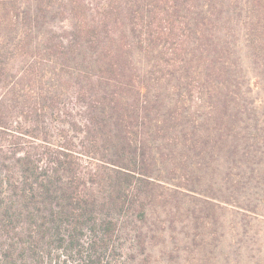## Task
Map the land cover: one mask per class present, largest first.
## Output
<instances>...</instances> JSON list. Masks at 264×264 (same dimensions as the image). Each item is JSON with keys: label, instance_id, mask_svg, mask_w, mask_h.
Wrapping results in <instances>:
<instances>
[{"label": "trees", "instance_id": "obj_1", "mask_svg": "<svg viewBox=\"0 0 264 264\" xmlns=\"http://www.w3.org/2000/svg\"><path fill=\"white\" fill-rule=\"evenodd\" d=\"M98 1L0 0V264H126L160 223L207 240L228 236L220 207L264 220L242 101L264 67L241 80L264 0Z\"/></svg>", "mask_w": 264, "mask_h": 264}, {"label": "rangeland", "instance_id": "obj_2", "mask_svg": "<svg viewBox=\"0 0 264 264\" xmlns=\"http://www.w3.org/2000/svg\"><path fill=\"white\" fill-rule=\"evenodd\" d=\"M87 1L90 6L99 2L98 0ZM21 2L24 8L31 5L27 0H21ZM62 20V18H57L50 21L52 22L51 26L65 27L69 24V22L64 23ZM251 54L252 52L249 55L247 53L242 54L244 56L242 60L244 62L243 72H241L243 82H250L252 76L261 73L264 67V60L261 62L247 60ZM261 74L263 80L264 73ZM260 93L258 90H253L248 96H244L242 101L250 107L245 118L251 117L259 120L260 129H263L264 99H258V96H261ZM254 193L252 198L250 194L245 193V198H249V200L244 202H249L253 207L259 206L262 210L264 208V196L257 195L259 193L256 190ZM183 200L192 207L193 204L203 207V202L200 200H192L193 204L189 203V201L191 202L189 198ZM188 204L183 208L188 209ZM169 210L170 207L159 209L162 213V221L166 219ZM216 210L221 217V231L224 230L228 236L207 240L197 238L195 240L194 236H190L192 234L191 226L183 229L186 226L185 223H178L177 228L169 226V231H165L164 226L160 223V228H157L158 235L155 238L146 236L143 243L138 246L132 241L126 243L124 249V253H127L126 264H258L264 255V220L257 219L254 214L233 206L220 207ZM187 215L192 216L191 209L183 217L187 218ZM147 224L144 222V224L139 223L138 225H144L145 229Z\"/></svg>", "mask_w": 264, "mask_h": 264}]
</instances>
